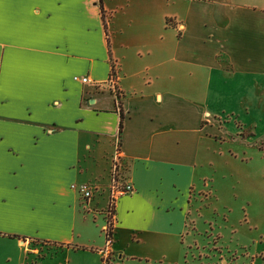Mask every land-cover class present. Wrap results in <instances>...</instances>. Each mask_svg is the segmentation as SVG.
<instances>
[{"label":"crops","instance_id":"obj_1","mask_svg":"<svg viewBox=\"0 0 264 264\" xmlns=\"http://www.w3.org/2000/svg\"><path fill=\"white\" fill-rule=\"evenodd\" d=\"M247 73L264 74V9L228 0H6L0 264H21L29 244L66 251L67 262L69 251L95 256L91 264L128 248L147 260L134 257L136 247L175 246L203 180L204 116ZM116 152L132 193L106 219V247ZM71 185H86L90 198ZM89 214L101 216L102 240L83 241Z\"/></svg>","mask_w":264,"mask_h":264},{"label":"rangeland","instance_id":"obj_2","mask_svg":"<svg viewBox=\"0 0 264 264\" xmlns=\"http://www.w3.org/2000/svg\"><path fill=\"white\" fill-rule=\"evenodd\" d=\"M228 2L264 9V0ZM241 80V89L233 84L216 96L210 117L204 116L211 140L207 152L201 146L196 171L203 180L195 182L189 198L185 234L175 246L164 242L151 250L136 247L134 257L147 260L131 259L128 248L125 257L116 254L108 264H264V74L247 73ZM99 205L105 208L104 201ZM95 218L99 221L87 216L84 242L103 239L101 216ZM27 247L21 264H91L96 258L69 251L67 262L66 251H49L40 244ZM36 257L42 260L32 263Z\"/></svg>","mask_w":264,"mask_h":264},{"label":"built area","instance_id":"obj_3","mask_svg":"<svg viewBox=\"0 0 264 264\" xmlns=\"http://www.w3.org/2000/svg\"><path fill=\"white\" fill-rule=\"evenodd\" d=\"M74 81H79L80 83L84 84L87 83L88 80L86 78H74ZM106 86L109 88L110 93H112L113 95H115L113 92L114 90V83H113V78L112 76H109V78L106 81ZM117 150V148H116ZM118 155L117 152L114 156V159L112 160V172H111V176H110V182L108 185V202H107V206L109 208L108 210V215L111 216V212H112V207L115 203V201L123 195H127V194H131L132 193V188L129 184H127L126 182H124V180L119 177V165H118ZM70 189L76 191L80 196H82L84 199H89L90 198V189L86 186V185H78V186H70ZM110 229H111V223L108 221L106 222L104 228L102 229L104 236H105V245L106 247L109 246L110 244ZM104 254H107L104 252ZM107 256V255H105ZM106 258H104V260H102V264H105V260ZM107 263V261H106Z\"/></svg>","mask_w":264,"mask_h":264},{"label":"snow or ice","instance_id":"obj_4","mask_svg":"<svg viewBox=\"0 0 264 264\" xmlns=\"http://www.w3.org/2000/svg\"><path fill=\"white\" fill-rule=\"evenodd\" d=\"M6 0H0V31H2V25H3V7L5 4ZM5 115L3 111V99H2V94H0V117ZM3 123L0 121V134H2L3 130ZM2 163H3V153H2V146H0V170H2ZM3 214V205L0 204V218H2Z\"/></svg>","mask_w":264,"mask_h":264},{"label":"trees","instance_id":"obj_5","mask_svg":"<svg viewBox=\"0 0 264 264\" xmlns=\"http://www.w3.org/2000/svg\"><path fill=\"white\" fill-rule=\"evenodd\" d=\"M98 2V1H97ZM99 11H100V15H101V9L99 8ZM113 95V94H112ZM115 96V95H114ZM115 99H117V95L115 96ZM120 118H121V116H120ZM120 129H121V125H120V122L118 123V130H117V135H116V143H118V140H119V133H120ZM100 264H102V261L100 262ZM105 264H107L106 263V261H105Z\"/></svg>","mask_w":264,"mask_h":264}]
</instances>
